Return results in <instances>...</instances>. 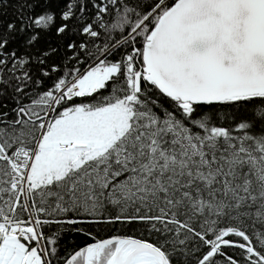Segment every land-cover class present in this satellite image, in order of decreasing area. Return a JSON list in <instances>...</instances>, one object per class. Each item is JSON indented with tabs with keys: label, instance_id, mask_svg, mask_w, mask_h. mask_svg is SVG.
<instances>
[{
	"label": "snow or ice",
	"instance_id": "snow-or-ice-1",
	"mask_svg": "<svg viewBox=\"0 0 264 264\" xmlns=\"http://www.w3.org/2000/svg\"><path fill=\"white\" fill-rule=\"evenodd\" d=\"M0 264H264V0H0Z\"/></svg>",
	"mask_w": 264,
	"mask_h": 264
}]
</instances>
